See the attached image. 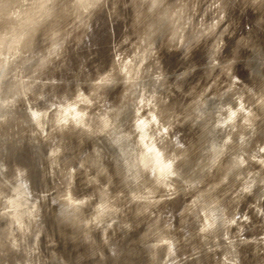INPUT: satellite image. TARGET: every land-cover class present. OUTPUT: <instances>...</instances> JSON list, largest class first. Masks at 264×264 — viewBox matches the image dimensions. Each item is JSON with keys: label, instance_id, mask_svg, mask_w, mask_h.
Here are the masks:
<instances>
[{"label": "clouds", "instance_id": "obj_1", "mask_svg": "<svg viewBox=\"0 0 264 264\" xmlns=\"http://www.w3.org/2000/svg\"><path fill=\"white\" fill-rule=\"evenodd\" d=\"M109 3L0 0V139L18 138L25 130L35 143L42 140L49 146L51 174L59 170L63 178L58 188L37 196L25 178L27 169L16 166L14 178H8L9 167L0 160V254H15V264H44L42 202L52 196L53 206L69 210L71 223L84 229L89 241L102 229L107 244L108 231L121 216L147 217L139 235L147 240L152 264H180L178 245L196 247L195 241L204 246L197 255L222 253L216 257L220 264H242L241 247L264 241V233L244 235L246 224L264 226V144L253 148L251 142L264 94L248 88L255 104L246 103V93L237 87L244 81L234 74L235 58L222 61L231 28L224 0H127L123 7L131 9L130 16L121 17L122 38L113 41L104 70L89 72L71 95L47 91L60 83L50 73L58 63L63 66L70 42L79 46L87 39L95 15ZM252 4L264 13V0ZM118 7L109 9L113 37ZM259 48L264 52V44ZM201 50L210 82L201 88L197 79L186 93L177 87L185 98L183 111H176L170 107L175 92L166 95L175 81L162 54L191 60ZM196 71L185 69L177 79ZM189 123L197 129L195 138L180 143L176 127ZM69 141L83 150L74 165L65 156ZM78 170L88 175L85 195L73 191ZM177 200L181 223L192 224L182 237L172 213L166 217L160 207Z\"/></svg>", "mask_w": 264, "mask_h": 264}, {"label": "bare ground", "instance_id": "obj_2", "mask_svg": "<svg viewBox=\"0 0 264 264\" xmlns=\"http://www.w3.org/2000/svg\"><path fill=\"white\" fill-rule=\"evenodd\" d=\"M127 0H110L109 9L112 4H119L117 13L112 16V22L115 23V37L110 31L111 24L109 20V9H101L92 21V31L87 32V39L82 43L70 42L69 52L65 54L63 66L57 64V70L50 75L57 76L60 83L48 85L47 91L53 94L67 92L72 94L78 81L84 80L89 75L93 76L97 70L103 71L111 55L113 41L119 42L122 38L123 18L130 16L131 9H125L123 4ZM228 12V22L231 23L229 29L230 37H225L226 48L222 55V61L235 58L234 74L239 75L244 84L238 85V89L243 90L247 95L246 103L255 104V99L248 94V88L254 92L264 94V52H261L259 45L264 44V19H261L262 7L254 6L252 0H224ZM251 11H254L251 13ZM245 12V13H244ZM249 12V14H247ZM247 16L252 18L247 21L251 29L248 30L242 26V19ZM235 33V36H232ZM244 39L237 44L238 38ZM249 49H253L250 52ZM164 66L167 73L172 75L175 84L169 82V91L166 95L173 98L174 103L170 107L176 111H183L181 102L184 100V93L176 92L177 87H183L185 93L188 91V85L194 84L197 79L202 81L199 87L206 86L208 81V69L205 66L204 51L193 53L191 60L180 59V54L164 53ZM197 67L194 75L183 79H177L180 73L185 69ZM87 69V71H85ZM249 71L252 75L249 76ZM214 78V77H213ZM223 83V79L221 80ZM247 85V87H245ZM217 85L213 92L217 91ZM199 91V88H197ZM231 100V94L228 97ZM211 103H217L213 101ZM257 115L261 117L256 122L255 137L251 141L253 148L256 143L264 144V109L257 107ZM191 123L184 127L177 126L176 133L179 135L180 143H190L194 140L197 129H191ZM22 130L18 138L0 139V160H3L9 167V172L5 175L8 178H14L15 167L27 169L26 179L31 181V188L34 195L40 193L52 192L58 188L62 177L60 171L56 170L53 176L50 170V160L47 157V148L42 140L39 144L31 138L30 135L24 134ZM39 139V137H37ZM82 149L74 142L69 141L65 144V156L71 164H76L82 155ZM258 168L259 165H253ZM88 175L83 170H78L76 174V188L74 193L85 195L88 192ZM251 199V198H249ZM180 201L171 202V206L161 205L165 216L171 212L174 219L176 233L184 236L191 232V220L187 223H181L182 217L177 215ZM43 223L41 229L44 235L41 237V249L45 258L44 264H152L148 260L150 249L147 248V240L140 238V232L143 230L139 227L146 224L147 217H135L130 213L127 217L121 216L120 222L108 231V243L105 244L101 239L102 229H96L92 232V240H87L85 230L73 226L70 220V211L63 208L60 204L53 206L52 196L48 197L47 202H42ZM243 211V210H242ZM249 215H252L250 212ZM254 224L257 223L256 217L253 216ZM130 223L131 228L125 225ZM244 235L248 238L253 236L259 237L264 233V226L253 227V225H244ZM184 229L181 232V229ZM235 232V230H233ZM192 236L188 235V241ZM223 243V242H222ZM196 247L192 243L184 242L178 245V255L181 256L180 264H220L216 257L222 253L201 252L197 255V249H203L198 241H195ZM242 264H264V241L259 243H250L241 247ZM103 253V258L101 256ZM15 254H0V264H15ZM186 257V258H185ZM23 259V257H16Z\"/></svg>", "mask_w": 264, "mask_h": 264}, {"label": "rangeland", "instance_id": "obj_3", "mask_svg": "<svg viewBox=\"0 0 264 264\" xmlns=\"http://www.w3.org/2000/svg\"><path fill=\"white\" fill-rule=\"evenodd\" d=\"M252 12H254V11H251V13L250 14H252ZM245 13V12H244ZM247 14H249V12L247 13ZM251 21L252 20V18H250V17H247V16H245L241 21H242V26L243 27H246V25H248V23H247V21ZM230 34V33H229ZM228 34V36L227 37H230V35Z\"/></svg>", "mask_w": 264, "mask_h": 264}]
</instances>
